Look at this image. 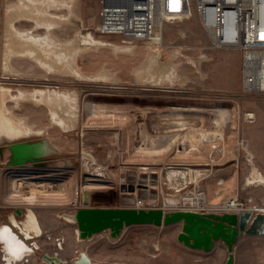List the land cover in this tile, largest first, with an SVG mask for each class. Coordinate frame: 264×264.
Segmentation results:
<instances>
[{
	"label": "rangeland",
	"instance_id": "obj_1",
	"mask_svg": "<svg viewBox=\"0 0 264 264\" xmlns=\"http://www.w3.org/2000/svg\"><path fill=\"white\" fill-rule=\"evenodd\" d=\"M15 6L17 0H0V28L5 23L6 8ZM99 9L98 0H75L71 14L77 22L83 23L84 32L91 33L97 40L127 46L119 39L103 37L96 32ZM51 13L68 17L70 12L62 9L51 10ZM31 25L17 23V28L28 30ZM80 31L78 25L62 24L52 32L57 41L70 42L79 37ZM35 33L42 36L45 30ZM199 44L205 45L206 38L195 19L185 22L172 19L163 25L159 47L134 43L129 45L134 46L133 50L126 54L114 53L111 47H92L70 61L84 76L105 73L113 82L78 81L72 76L50 75L25 59L13 61L22 78L3 77L0 73V100L1 86L10 88L13 94L17 90L56 89L73 92L79 99L78 123L69 132L51 121L44 106L26 103L19 110L11 111L25 118L36 130L44 131L41 136L0 143V223L8 222L7 217L14 216L16 210L22 212L18 220L32 211L43 233L40 238L22 240L29 247L31 242H36L38 249L17 258L13 264H49L45 255L58 256L61 264H74L80 253L87 254L93 264H142V259L150 264H202L176 249L175 228L130 226L116 238H111L108 230L78 241L76 224L68 223L64 216L70 215L69 204L76 186L83 189L86 205L93 208H133L136 199L155 200L162 206L165 199H177L192 189L188 182L166 181L167 169L149 175L132 172L134 165L128 161L132 146L142 155L143 147H150L149 139L163 135L166 139L162 151L146 154L151 155V168H160L171 154L172 161L187 158L190 164L185 168L196 171L197 187L205 192L210 204L234 196L252 198L255 203L264 199V183L249 185L245 182L253 164L264 175V94L244 96L240 93L239 52L185 49ZM150 52L157 53L158 62L175 65L178 76L173 82L139 84L135 71ZM6 104L16 107L12 102ZM143 106L151 110L138 109ZM238 110L253 114L254 119L248 121L238 117ZM233 115L235 119H231ZM132 121L150 122L156 129L147 133L149 137L145 140L138 136L133 143L127 137V127ZM227 122L230 123L226 125ZM199 130L206 133V138L197 151L190 150L194 142H187V139H192L193 133ZM215 130L221 135L223 132L224 141L218 139ZM44 139L60 152L45 156L42 164L7 165L10 157L7 143ZM241 140L247 142L248 149L239 152L237 142ZM246 151L251 152V157ZM136 165L137 168L139 164ZM97 172L103 177H95ZM220 180L222 185L218 186ZM129 187L134 191L130 192ZM168 209L169 212L177 211L174 206ZM14 232L19 234L17 230ZM3 248L1 243L0 264H6ZM233 254L234 264H264V235L242 236ZM226 258L227 250L223 264Z\"/></svg>",
	"mask_w": 264,
	"mask_h": 264
},
{
	"label": "bare ground",
	"instance_id": "obj_2",
	"mask_svg": "<svg viewBox=\"0 0 264 264\" xmlns=\"http://www.w3.org/2000/svg\"><path fill=\"white\" fill-rule=\"evenodd\" d=\"M73 1L74 0H17V6L6 8L4 12L5 23L1 26L0 39V69H2L0 73H2L3 77L22 78L21 74L14 68L13 61L14 59H25L36 63L39 68L50 75L72 76L78 81L88 82L105 81L111 78L105 73L89 77L84 76L71 65L70 61L75 60L78 54L90 51L92 47H111L115 50L114 53H130L134 46L129 45L134 43L125 44L127 46L118 45L108 41L97 40L92 35H79L78 38L70 42L57 41L53 36V28H58L64 23H75L80 25L81 21L77 22L71 14ZM62 9H66L70 12L68 17L51 13V10L59 11ZM17 21L33 22L35 25L34 29L20 30L17 28V25H14V22ZM40 29L45 30V34L42 36L35 33ZM157 41L158 39L147 44L152 45ZM159 46H161V43L158 41V47ZM156 54V52H150L143 65L135 71L139 84L158 85L162 81L173 82L174 78L178 76L175 65L169 62L166 64L158 62ZM201 58L206 59L204 56ZM78 100L77 94L73 92H61L56 89L17 90L16 93L13 94L9 89L2 88L0 143L35 135V132L26 125L25 118L18 117L14 112L12 113L11 111L14 107H9L5 103L12 102V106H17V110L25 103H35L36 106H44L50 110L53 122L62 124L64 119H68L66 115H69V111L72 110L73 107L77 108ZM246 116L247 119L253 118L252 114H246ZM65 128H70V122L68 124L67 122L65 123ZM214 133L220 141H224L223 132L222 135L217 130H215ZM185 135L186 134H184L183 137L186 138ZM193 137H195V140ZM205 138L206 133L204 131L199 130V132L193 133L192 139H187V142H190V140L194 142L193 147L190 146V150L197 151L199 144L205 140ZM41 142L40 151L43 157L59 153V149L55 145H52L49 140L44 139ZM247 149L248 144L246 142L244 148L239 149V152ZM246 154L249 157L252 155L250 151H246ZM87 157L91 158L90 155ZM195 172V170L190 168H169L166 173H164V178L166 181L170 182L181 180L196 185ZM95 177L101 178L103 175L97 172ZM245 182H248L249 185L253 183L256 184V182L264 183V175L259 172L253 164L250 177ZM83 200L85 201L84 191ZM193 201L194 200L190 196L179 195L177 199H165L164 203L168 206H176L180 203H193ZM83 208L93 207H82L81 209ZM64 216L68 223L76 224L73 215L66 214ZM12 217L14 225L19 227L20 231L23 233L21 235H25L29 240L42 236L43 233L38 218L32 211H28L23 220H18L15 216ZM76 234L78 235V241H81L78 230ZM1 236L4 241L5 253L7 251L9 253L6 256L8 261L6 264L14 263L17 258L23 256L24 252L31 251L29 245H26L22 240H19L15 235L11 234L7 227L2 229ZM56 257L59 264H61L62 260L58 258V256ZM11 260H14V262H9ZM74 264H93V262L87 254L83 253L81 260L79 254Z\"/></svg>",
	"mask_w": 264,
	"mask_h": 264
},
{
	"label": "built area",
	"instance_id": "obj_3",
	"mask_svg": "<svg viewBox=\"0 0 264 264\" xmlns=\"http://www.w3.org/2000/svg\"><path fill=\"white\" fill-rule=\"evenodd\" d=\"M98 1L100 9L96 32L103 37L119 39L122 44L149 43L156 39L161 43L163 25L166 21L175 19L185 22L195 19L203 30L206 44L185 49L239 52L240 93L244 96L264 94V0ZM158 41L154 45H158ZM237 116H242L248 121L254 119V115L252 119H247L246 113H240L239 110ZM231 119H235V115ZM232 129L235 130L236 127L233 126ZM245 144L243 140L237 142L239 149L244 148ZM185 167L168 166L167 169H187ZM221 182L218 181L217 185H222ZM189 185L193 187L184 195L190 196L194 201L174 206L177 211L199 214H241L248 211L252 213L251 220L258 214L264 216V199L255 203L252 198L234 196L217 204H210L205 192L197 187V183ZM82 207L89 206L83 200V189L76 186L69 204L70 214L74 215ZM133 208L144 210L159 208L165 213L170 211L165 203L158 206L155 200L145 199L135 200ZM10 217H7V224L0 223V226H9ZM12 229L20 233L19 229ZM36 244L30 243L32 250L38 249Z\"/></svg>",
	"mask_w": 264,
	"mask_h": 264
},
{
	"label": "water",
	"instance_id": "obj_4",
	"mask_svg": "<svg viewBox=\"0 0 264 264\" xmlns=\"http://www.w3.org/2000/svg\"><path fill=\"white\" fill-rule=\"evenodd\" d=\"M41 143H7L10 151L7 165L18 167L29 162L42 164L45 158L40 151ZM129 191L133 192L134 188L129 187ZM16 213L21 214L20 211ZM73 218L81 240L108 230L110 237L116 238L125 227L130 226L169 227L181 224L176 236L179 243L193 250L210 252L216 243L222 242L227 250L224 264H234L233 250L242 236L264 235V216L258 214L251 220L252 213L248 211L241 214H199L190 211L165 213L159 208H83L76 211ZM82 255L80 253V260ZM44 259L49 264H59L56 256L45 255Z\"/></svg>",
	"mask_w": 264,
	"mask_h": 264
},
{
	"label": "crops",
	"instance_id": "obj_5",
	"mask_svg": "<svg viewBox=\"0 0 264 264\" xmlns=\"http://www.w3.org/2000/svg\"><path fill=\"white\" fill-rule=\"evenodd\" d=\"M74 2H75V0L73 1V5H74ZM22 22H25V21H17V22H14V25H17V23H22ZM65 24L72 25V24H75V23H65ZM65 24H63V25H65ZM32 25H31L32 28L30 30H33L34 29V26L35 25H34L33 22H32ZM75 25H78V24H75ZM78 26L81 29L80 35H92L89 32H84L85 30H84V26H83V23L82 22H80V25H78ZM109 81L110 82H113L112 77L110 79H108V80L99 81V82L100 83H106V82H109ZM147 85H151V84H147ZM1 88H5V87H2L1 86ZM5 89H7V88H5ZM0 106H1V100H0ZM38 107H41V106H38ZM138 109H140V110L141 109H144V110L149 109V110H151L150 107H147V106L138 107ZM16 110H17V106L14 107V109L12 111L15 112ZM77 111H79V109L73 107L72 110L69 111V115H66L68 119H64L63 122H62V124H60V123L53 122L51 112L48 109L49 117H50L51 121L57 127L61 128L64 132H69V131H72L74 128H76V125L78 123ZM24 120H25L26 125L29 128H31L32 131L35 132V135L27 136L25 138H29V137H32V136H41V135H43V133H44L43 130H36L33 126H31V125L28 124V122H27L26 119H24ZM66 122H67V124L70 122V128H67V129L65 128V123ZM128 126L129 127H127V129H128L127 130V137H128V139L131 138V140H132L133 143H134V140H136L138 136H140L141 139L145 140L146 138L149 137L146 134L149 133V132H151L152 130L156 129L155 126H152V124L150 122H148V123L147 122L136 123V122L132 121V122H130V124H128ZM164 136L165 135L160 136L157 139H149L148 140V143H149L150 147H143L144 153H142V155H139L138 153H136L135 146H132V151L131 152H128V161H132V163L134 165L133 168H132V172L133 173H138V174H143V175L144 174H148L149 175L151 173L152 174H157L158 172L160 173L161 171H165L168 166H186V165H189L190 164L189 159H187V158H182L180 160L172 161L173 160L172 159L173 156H171L172 155L171 154L169 156H166V158L162 162V165H161L160 168H151V163H150L151 155H146V154L147 153H150V152H159V151H162V147H165V139H166V136L165 137ZM25 138H21V139H25ZM56 154H58V153H56ZM136 164H139L137 168L135 167V166H137ZM140 164H142V167L140 166ZM150 169H152L153 171H149ZM157 169L159 171H157ZM17 211L18 210H16V211L13 212L14 213V216H16V217H17V215H16V212ZM18 216H20V215H18ZM12 218L13 217L11 216L10 219H11V224L13 226L11 224L9 226L8 225H1L0 226V230L2 231V229L4 227H7L10 230L11 234L15 235V237H17L19 240H24L25 242L26 241H29V239L26 238L25 235H21L23 233L20 231V228L19 227H17V226L14 225ZM12 228L19 229V231H20L19 235L15 234V232H14V230ZM165 228H175V237H176L178 235V233L180 232L181 224H176V225L169 226V227H165ZM1 231H0V244L2 243L4 245V241H3L2 236H1ZM34 239H36V238H34ZM30 240H32V239H30ZM176 241H177V239H176ZM25 244L27 245V243H25ZM176 249L179 250L181 253H183V255L185 254V256H189L194 261H196V262H202V264H223L224 251L226 250V246L222 242H218V243H216V245H215V247H214V249L212 251H210V252H203V251H199V250L190 249V248H188V247H186L183 244H181V243L178 242V247H176ZM3 251H5L4 248H3ZM163 251H166L167 252V250H163ZM31 252H33L32 249H31ZM7 254H9L8 251L4 255V261L6 263H8V261L6 259ZM168 254H170V250H168ZM28 255H30L29 252H24V254H23L22 257H26ZM9 262H14V260H11ZM141 263L142 264H150L149 261H146L144 259H142ZM11 264H13V263H11Z\"/></svg>",
	"mask_w": 264,
	"mask_h": 264
},
{
	"label": "flooded vegetation",
	"instance_id": "obj_6",
	"mask_svg": "<svg viewBox=\"0 0 264 264\" xmlns=\"http://www.w3.org/2000/svg\"><path fill=\"white\" fill-rule=\"evenodd\" d=\"M30 142H31V141H30ZM1 154H2V149H0V155H1ZM21 213H22V212H21ZM16 215H19V214L16 213Z\"/></svg>",
	"mask_w": 264,
	"mask_h": 264
}]
</instances>
